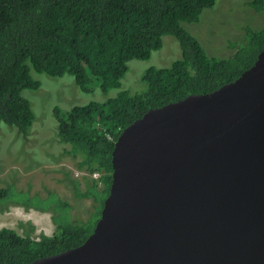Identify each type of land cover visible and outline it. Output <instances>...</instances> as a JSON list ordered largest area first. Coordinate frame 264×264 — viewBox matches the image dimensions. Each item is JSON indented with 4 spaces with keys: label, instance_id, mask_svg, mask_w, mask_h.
I'll use <instances>...</instances> for the list:
<instances>
[{
    "label": "trees",
    "instance_id": "trees-1",
    "mask_svg": "<svg viewBox=\"0 0 264 264\" xmlns=\"http://www.w3.org/2000/svg\"><path fill=\"white\" fill-rule=\"evenodd\" d=\"M215 0H0V123L15 127L25 139L35 121L23 90L40 83L30 69L49 77L67 74L83 93L97 85L106 95L119 89L131 60L149 61L171 36L182 57L168 68H148L141 81L144 92L119 91L104 102H89L68 111L53 107L58 142L67 145L63 155L80 159L76 169L96 179L84 178V190L68 173L63 182L76 201L88 199L85 221L72 216L71 205L59 198L49 210L56 226L52 236H32L31 224L20 225L23 235L0 229V264H25L80 246L100 218L111 185V153L119 134L150 109L211 93L233 82L249 69L264 49V28L246 32L242 46L228 58H208L199 42L182 23H195ZM264 13V0H251ZM109 137V138H108ZM54 195L47 193L45 199ZM25 209H31L29 203Z\"/></svg>",
    "mask_w": 264,
    "mask_h": 264
},
{
    "label": "water",
    "instance_id": "water-1",
    "mask_svg": "<svg viewBox=\"0 0 264 264\" xmlns=\"http://www.w3.org/2000/svg\"><path fill=\"white\" fill-rule=\"evenodd\" d=\"M111 166L88 238L25 264H264V49L233 82L135 120Z\"/></svg>",
    "mask_w": 264,
    "mask_h": 264
},
{
    "label": "rangeland",
    "instance_id": "rangeland-1",
    "mask_svg": "<svg viewBox=\"0 0 264 264\" xmlns=\"http://www.w3.org/2000/svg\"><path fill=\"white\" fill-rule=\"evenodd\" d=\"M250 3L251 0H215L213 8L204 9L197 22L182 23L181 26L199 42L208 58H228L236 52V47L242 46L239 43L244 42L246 32L264 28V13L255 12ZM181 57L179 42L171 36H164L161 50L153 52L149 61L131 60L121 87L110 90L106 95L97 85L90 93L81 92L67 74L53 78L30 69L31 78L38 81L40 87L21 93L35 116L28 136L22 139L17 136L15 127L0 123V229L9 228L23 235L20 225L31 224L34 227L26 220L27 213L31 212L25 209V204L29 203L33 210H49L51 202L57 198L71 205L72 216L85 221L92 203L88 199L74 200L65 187L63 174L66 172L76 180L82 191L84 178L96 179L98 174L93 176L77 170L79 158L60 157L68 147L58 142L53 107L68 111L89 102H104L122 90L130 94L142 93L146 85L141 78L148 68H168ZM48 192L54 195L45 199ZM36 214L48 215L51 225L50 228L43 227V230L34 228L31 237L36 238L40 234L52 236L56 230L52 213ZM32 215L27 218H32Z\"/></svg>",
    "mask_w": 264,
    "mask_h": 264
},
{
    "label": "crops",
    "instance_id": "crops-1",
    "mask_svg": "<svg viewBox=\"0 0 264 264\" xmlns=\"http://www.w3.org/2000/svg\"><path fill=\"white\" fill-rule=\"evenodd\" d=\"M28 211H30L32 214L35 213L34 215H32L31 213H27L28 215L26 216V220L28 219L34 225V228H36V230L42 229L43 227L44 228H50L49 226L51 225V223H50V219H49L48 215L43 214L44 216H42V215L36 214L40 211H36L33 209H28ZM43 213H45V212H43ZM31 215H32V218H30V219L27 218V217H30ZM21 220H23V219H21Z\"/></svg>",
    "mask_w": 264,
    "mask_h": 264
},
{
    "label": "built area",
    "instance_id": "built-area-1",
    "mask_svg": "<svg viewBox=\"0 0 264 264\" xmlns=\"http://www.w3.org/2000/svg\"><path fill=\"white\" fill-rule=\"evenodd\" d=\"M109 138V137H108ZM97 174H93V176H96ZM19 235H21V234H19ZM35 239H38V237H36Z\"/></svg>",
    "mask_w": 264,
    "mask_h": 264
},
{
    "label": "bare ground",
    "instance_id": "bare-ground-1",
    "mask_svg": "<svg viewBox=\"0 0 264 264\" xmlns=\"http://www.w3.org/2000/svg\"><path fill=\"white\" fill-rule=\"evenodd\" d=\"M16 209V208H15Z\"/></svg>",
    "mask_w": 264,
    "mask_h": 264
}]
</instances>
